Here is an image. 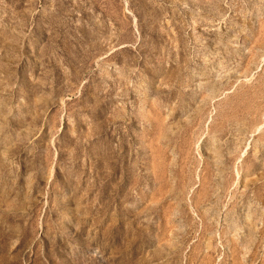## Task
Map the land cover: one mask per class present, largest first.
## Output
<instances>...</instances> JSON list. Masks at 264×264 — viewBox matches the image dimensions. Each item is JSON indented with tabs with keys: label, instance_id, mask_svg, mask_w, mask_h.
I'll list each match as a JSON object with an SVG mask.
<instances>
[{
	"label": "rangeland",
	"instance_id": "rangeland-1",
	"mask_svg": "<svg viewBox=\"0 0 264 264\" xmlns=\"http://www.w3.org/2000/svg\"><path fill=\"white\" fill-rule=\"evenodd\" d=\"M0 264H264V0H0Z\"/></svg>",
	"mask_w": 264,
	"mask_h": 264
},
{
	"label": "bare ground",
	"instance_id": "bare-ground-1",
	"mask_svg": "<svg viewBox=\"0 0 264 264\" xmlns=\"http://www.w3.org/2000/svg\"><path fill=\"white\" fill-rule=\"evenodd\" d=\"M212 145V144H211ZM214 150V149H213ZM217 154V153H216Z\"/></svg>",
	"mask_w": 264,
	"mask_h": 264
}]
</instances>
